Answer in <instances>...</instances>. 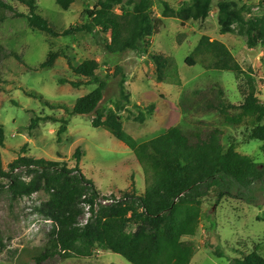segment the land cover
Segmentation results:
<instances>
[{"label": "trees", "instance_id": "obj_1", "mask_svg": "<svg viewBox=\"0 0 264 264\" xmlns=\"http://www.w3.org/2000/svg\"><path fill=\"white\" fill-rule=\"evenodd\" d=\"M17 1L28 9L26 17L33 30L51 37H68L78 33L107 36L109 41L104 47L109 54L132 51L148 56L157 83L183 85L175 58L150 51L151 38L160 33L164 19L174 18L181 24L202 22L210 17L215 7L221 34H234L245 39L250 49L257 46L264 49V13L259 17L248 16L253 6L243 1L187 0L174 8L162 0H98L92 9L82 12L80 24L62 32L39 12L37 0ZM77 1L86 0H56V3L67 11ZM156 1H162L160 17L153 10ZM0 8L14 11L3 0H0ZM50 46L53 47V44L50 43ZM60 57L66 58L67 55L50 49L40 68L53 67ZM185 62L189 67L200 65L206 71L228 72L243 79L238 88L243 99L239 106L227 102L220 87L217 90L210 87L205 92L208 99H200L202 104L189 101V107L196 105L197 109L213 110L221 114L226 126L246 127L245 142L259 141L264 144V103L258 96L257 79L252 70L243 68L231 48L204 35ZM68 64L80 79H60L61 85L69 84L76 89L95 85L96 88L78 98L72 110L63 104L50 103L42 95L39 96L41 102L51 109H64L71 115L94 113L92 126L107 130L134 153L144 172L145 190L138 194L133 187L132 192L122 193L119 198L112 195L113 202L96 210L101 192L80 167V147L73 154L76 160L74 168L61 161L21 155L5 169L0 152V176L9 180L7 187L13 200L31 197L41 191L48 196L41 212L53 223L51 238L44 251L33 255L32 260L35 264H42L56 256L89 258L96 249H103L120 255L130 264H191L196 246L185 238L198 233L204 215V199L213 189L219 190L218 199H221L229 195L235 186L248 188L255 182H264V163L241 154L233 138L228 137L224 142V133L218 129L210 132L199 128L184 131L177 124L151 140L137 141L125 132L122 113L128 112L134 122L144 125L156 112V105L151 103L145 108L136 105L138 113L130 111L131 94L126 88V76L118 67L113 76L121 75L117 83L119 95L113 101V108L100 107L108 82L98 73L99 63L86 60L73 65L68 59ZM187 94L183 91L180 105L187 101ZM198 94V91L193 92L190 99ZM40 120L61 123L58 130V142L61 143L62 134L68 131V121H58L55 117L32 118L31 128L34 129ZM4 140L5 132L0 127L2 146ZM24 174L30 179L26 180ZM85 209L90 217L83 224L80 218L84 216ZM132 226L138 227L134 233L130 231ZM235 251L241 257L232 259L230 264H264V257L257 248L253 247L248 254ZM215 255L225 256L219 250L215 251Z\"/></svg>", "mask_w": 264, "mask_h": 264}, {"label": "rangeland", "instance_id": "obj_2", "mask_svg": "<svg viewBox=\"0 0 264 264\" xmlns=\"http://www.w3.org/2000/svg\"><path fill=\"white\" fill-rule=\"evenodd\" d=\"M97 1H77L67 11L62 10L56 0H37V5L39 12L62 32L80 24L82 12L92 9ZM162 1L178 8L187 0ZM162 1L153 4L158 17L163 11ZM236 1L253 6L248 16L259 17L264 13V6H260L264 0ZM3 2L14 9L9 11L0 8V127L5 132L0 152L5 169L21 155L61 161L74 168L76 160L73 154L80 147V167L101 192L96 210L106 206L102 202L112 195L121 197L122 193L132 192L133 187L138 194L144 192V172L134 153L107 130L94 128V113L71 115L64 109H51L41 102L40 95L50 103L63 104L72 110L78 98L96 88L91 85L76 89L69 84H60V79H80L69 66L68 59L73 65L86 60L99 63L98 73L108 82L100 107L113 108V101L119 95L117 83L121 75L113 76L118 67L122 68L126 76V88L132 97L130 111L138 113L135 108L137 103L142 108L151 103L156 105V112L144 125L134 122L128 112L122 113L125 132L137 141L151 140L177 124L184 131L199 128L210 132L218 129L224 133V142L228 137L233 138L241 154L264 163V144L259 141L245 142L246 127H228L223 123L221 114L210 109H197L196 105L189 107V101L202 104L200 99H208L205 92L210 87L215 90L220 87L225 93L224 99L236 106L243 101L238 91L243 79L228 72L206 71L200 65L189 67L186 64V58L204 35L224 42L243 68L252 70L258 82V96L264 103V49L261 46L250 49L245 39L234 34H221L215 7L210 17L202 22L181 24L174 18L164 19L160 33L151 38V52L175 58L183 80V85L178 87L157 83L154 67L146 55L132 51L123 54L107 53L104 47L109 41L107 36L78 33L68 37H51L30 28L26 17L28 9L20 2ZM50 49L65 52L68 59L60 57L53 67L41 69ZM107 75L110 77L107 78ZM183 91L188 93L187 101L180 105ZM197 91L199 94L190 99L192 93ZM45 117L68 121V131L62 134L61 143L58 142L61 123L40 120L34 129L31 128L32 118ZM23 176L26 180L30 179L26 174ZM8 182L7 178L0 176V264H35L32 256L42 253L49 245L53 229L52 221L41 212V206L48 200V196L41 191L31 197L13 200L8 192ZM218 198L219 190L213 189L204 199V215L197 235L185 238L193 241L196 246L191 264H230L232 259L241 257L235 250L248 254L253 247L264 257V182H255L248 188L235 186L229 195ZM89 217L85 209L80 223H86ZM137 228L132 226L130 231L134 233ZM217 250L225 256L221 258L215 255ZM42 264L130 263L111 251L96 249L89 258L56 256Z\"/></svg>", "mask_w": 264, "mask_h": 264}, {"label": "built area", "instance_id": "obj_3", "mask_svg": "<svg viewBox=\"0 0 264 264\" xmlns=\"http://www.w3.org/2000/svg\"><path fill=\"white\" fill-rule=\"evenodd\" d=\"M116 198H119V197H116ZM110 202H113V199L108 198V199L104 200L102 203H103V204H108V203H110Z\"/></svg>", "mask_w": 264, "mask_h": 264}, {"label": "crops", "instance_id": "obj_4", "mask_svg": "<svg viewBox=\"0 0 264 264\" xmlns=\"http://www.w3.org/2000/svg\"><path fill=\"white\" fill-rule=\"evenodd\" d=\"M131 101H132V97H131ZM133 102V101H132ZM134 104V103H133ZM138 105H140L139 103H137ZM139 164V163H138ZM97 185V184H96ZM98 186V185H97Z\"/></svg>", "mask_w": 264, "mask_h": 264}, {"label": "clouds", "instance_id": "obj_5", "mask_svg": "<svg viewBox=\"0 0 264 264\" xmlns=\"http://www.w3.org/2000/svg\"><path fill=\"white\" fill-rule=\"evenodd\" d=\"M111 198V197H110Z\"/></svg>", "mask_w": 264, "mask_h": 264}]
</instances>
